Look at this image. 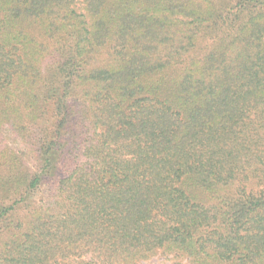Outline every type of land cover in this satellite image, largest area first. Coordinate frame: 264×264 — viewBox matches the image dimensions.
I'll use <instances>...</instances> for the list:
<instances>
[{
  "label": "trees",
  "instance_id": "obj_1",
  "mask_svg": "<svg viewBox=\"0 0 264 264\" xmlns=\"http://www.w3.org/2000/svg\"><path fill=\"white\" fill-rule=\"evenodd\" d=\"M264 264V0H0V264Z\"/></svg>",
  "mask_w": 264,
  "mask_h": 264
},
{
  "label": "rangeland",
  "instance_id": "obj_2",
  "mask_svg": "<svg viewBox=\"0 0 264 264\" xmlns=\"http://www.w3.org/2000/svg\"><path fill=\"white\" fill-rule=\"evenodd\" d=\"M140 264H192L187 259H178L169 255L164 257L161 254H156L148 260H143Z\"/></svg>",
  "mask_w": 264,
  "mask_h": 264
}]
</instances>
